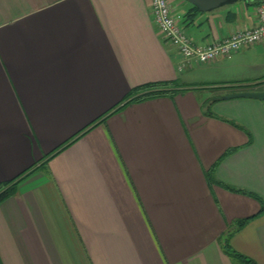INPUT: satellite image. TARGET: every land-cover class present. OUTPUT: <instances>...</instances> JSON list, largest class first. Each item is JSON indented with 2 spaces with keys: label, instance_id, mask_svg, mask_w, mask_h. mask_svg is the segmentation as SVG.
I'll list each match as a JSON object with an SVG mask.
<instances>
[{
  "label": "crops",
  "instance_id": "1",
  "mask_svg": "<svg viewBox=\"0 0 264 264\" xmlns=\"http://www.w3.org/2000/svg\"><path fill=\"white\" fill-rule=\"evenodd\" d=\"M241 2L218 17L189 4L183 30L206 46L251 29ZM261 50L184 63L151 0H0V184L30 170L0 203V264H237L226 239L264 264V101L218 89L264 92L243 58ZM173 81L185 90L112 114L40 167L131 89Z\"/></svg>",
  "mask_w": 264,
  "mask_h": 264
},
{
  "label": "built area",
  "instance_id": "2",
  "mask_svg": "<svg viewBox=\"0 0 264 264\" xmlns=\"http://www.w3.org/2000/svg\"><path fill=\"white\" fill-rule=\"evenodd\" d=\"M152 16L156 27L166 42L183 58L184 63L196 61L200 64L219 59H230L237 52L250 47L264 45V3L256 6L257 24L251 28L216 41L206 46L193 44L174 16L168 0H151Z\"/></svg>",
  "mask_w": 264,
  "mask_h": 264
},
{
  "label": "trees",
  "instance_id": "3",
  "mask_svg": "<svg viewBox=\"0 0 264 264\" xmlns=\"http://www.w3.org/2000/svg\"><path fill=\"white\" fill-rule=\"evenodd\" d=\"M260 1L261 0H255L254 2H248L247 6H252V7L257 6L260 4ZM191 11L194 13H201L195 7H192ZM249 87L250 86H228V87H224V88L220 87L218 89H231V90L232 89H240L239 91H243V92L249 91L250 92ZM182 90H185V87H182L179 83H177L175 81H173V82L148 83V84H144V85H141V86H138V87L131 89L127 93V95L123 99V101L118 106L114 107L112 110L107 112L101 119H99L96 122H94L93 124H91L88 128H86L85 130H83L79 134L75 135L68 142L64 143L63 145H61L60 147H58L57 149H55L51 153L44 155L42 160H41L40 167L45 168L47 166L48 162L53 157L58 155L60 152H62L64 149H66L68 146H70L72 143H74L76 140H78L81 136H83L85 134V132L87 130L92 128L94 125H97V124L104 122L112 114L118 113V112L122 111L124 108H126L130 105H133V104L143 103L146 101H151V100L163 98V97H172ZM214 102L215 101L210 102L209 105H212ZM207 110L209 112L210 108H207ZM208 112L206 114H209ZM29 171L30 170H28L27 172H25L24 174L19 176L17 179H20L21 177L25 176L27 173H29ZM17 179L13 180L11 182H6V183L0 184V203H2L5 199L10 197L14 193L15 184L17 182ZM207 180L209 183L215 182V179L212 175V172L208 173ZM227 189H229L231 191H235V190L228 188V187H227ZM246 221L247 220L237 222L235 225V227H236L235 229L242 228L245 225ZM222 250L224 251V253L226 255H228L232 259L236 260L237 264H255L249 258H246L242 255L236 254L234 251H232L229 247L227 239L222 244Z\"/></svg>",
  "mask_w": 264,
  "mask_h": 264
},
{
  "label": "rangeland",
  "instance_id": "4",
  "mask_svg": "<svg viewBox=\"0 0 264 264\" xmlns=\"http://www.w3.org/2000/svg\"><path fill=\"white\" fill-rule=\"evenodd\" d=\"M261 2L264 3V0H261ZM242 4V2H238L234 5L227 6L221 9H218L211 13H200L199 16H225L227 13L233 10V8L238 7ZM171 7H174L175 9V15L172 13L174 18L176 19L178 25L183 28L182 24V14H184L185 8H188L190 5L188 2L184 0H174L171 4ZM184 29V28H183ZM185 31V30H184ZM186 35L189 37V33L185 31ZM244 62H246L247 65V71H246V77H250L251 81H260L256 82L258 84L264 82V50H261L259 52H249L244 57ZM253 67V68H252ZM261 88L264 91V83L262 84ZM219 93L216 92L214 95H218Z\"/></svg>",
  "mask_w": 264,
  "mask_h": 264
},
{
  "label": "water",
  "instance_id": "5",
  "mask_svg": "<svg viewBox=\"0 0 264 264\" xmlns=\"http://www.w3.org/2000/svg\"><path fill=\"white\" fill-rule=\"evenodd\" d=\"M195 7L201 13H211L218 9L234 5L241 0H184ZM248 2L249 0H244ZM222 100H234V99H248L264 101V92H239L234 94L225 95Z\"/></svg>",
  "mask_w": 264,
  "mask_h": 264
}]
</instances>
